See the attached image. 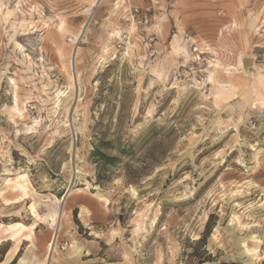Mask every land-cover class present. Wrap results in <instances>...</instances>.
<instances>
[{
	"label": "rangeland",
	"instance_id": "1",
	"mask_svg": "<svg viewBox=\"0 0 264 264\" xmlns=\"http://www.w3.org/2000/svg\"><path fill=\"white\" fill-rule=\"evenodd\" d=\"M235 3L0 0V264H45L68 188L50 264H264V0Z\"/></svg>",
	"mask_w": 264,
	"mask_h": 264
},
{
	"label": "bare ground",
	"instance_id": "2",
	"mask_svg": "<svg viewBox=\"0 0 264 264\" xmlns=\"http://www.w3.org/2000/svg\"><path fill=\"white\" fill-rule=\"evenodd\" d=\"M17 3H19V1ZM96 4H97V2H96ZM86 26L87 25L85 23L83 25L82 29H81V33L86 29ZM78 38H79L78 36L75 37V42H77ZM240 58H242V57L240 56ZM248 63H252V61L250 59H248V58H243L242 59V64L243 65L244 64H248ZM240 65L241 64L239 63V67H240ZM12 95H13L12 96V99H13V103H14L13 109L15 108V109L18 110L16 92L14 94H12ZM74 134H75V131L72 128L73 140H74ZM73 148H74V146H73V141H72L71 152L74 151ZM70 190H71V188H68V190L62 195V197L60 199L57 196L53 195V194L45 195V196L49 197L51 200H53L55 202V204L53 205V207L51 209H49V211H51V214L47 218H43V220L48 223L49 228L53 230L52 235H51V238H50V240H49V242L47 244L48 250L46 251L47 253H46V256H45L44 261H43L45 264H50V258H51L52 251L54 249L55 242H56L57 222L59 221V217H60V207H61L60 205L64 202V200L66 199V197L69 195ZM24 193L32 201L31 204H30V209L32 211H35L36 210V207H37L36 206V200H38L40 198L39 199V203L40 202L41 203H44L46 201V197H44V195L36 194L35 192H33L30 189H25V192ZM39 217L41 218L40 215H39ZM250 237L253 238V239H256L257 241H260V239L256 235H251ZM241 241H243V240H241ZM244 244H245V242L243 241L242 242V246H244ZM243 248H244L243 249V253H246L247 255H252L253 254V251H254V253H257V251H258L256 248L253 251L250 250V249H248L247 247H243ZM255 256H257V255H255Z\"/></svg>",
	"mask_w": 264,
	"mask_h": 264
},
{
	"label": "trees",
	"instance_id": "3",
	"mask_svg": "<svg viewBox=\"0 0 264 264\" xmlns=\"http://www.w3.org/2000/svg\"><path fill=\"white\" fill-rule=\"evenodd\" d=\"M102 147L108 145L107 142H101ZM93 155L100 157L101 160H103V162L105 164H113L116 161V158L111 157V156H106L105 154H103L100 150L98 146H95L94 150H93Z\"/></svg>",
	"mask_w": 264,
	"mask_h": 264
},
{
	"label": "built area",
	"instance_id": "4",
	"mask_svg": "<svg viewBox=\"0 0 264 264\" xmlns=\"http://www.w3.org/2000/svg\"><path fill=\"white\" fill-rule=\"evenodd\" d=\"M155 3H157V2H153V1L151 2L152 5H154ZM134 11H135V12H138V9H135ZM149 12H150V7L147 6V7L145 8L144 12L141 14V18H142V20H143L144 23H147V21H148L147 16H148ZM196 51H198V50H197V47H196V46H193V47H192V52H196ZM197 53H198V52H197ZM199 53H200V52H199ZM199 53H198L197 55H199ZM192 67H193V65H190L189 68H192Z\"/></svg>",
	"mask_w": 264,
	"mask_h": 264
},
{
	"label": "crops",
	"instance_id": "5",
	"mask_svg": "<svg viewBox=\"0 0 264 264\" xmlns=\"http://www.w3.org/2000/svg\"><path fill=\"white\" fill-rule=\"evenodd\" d=\"M243 1V2H242ZM251 1H253L254 2V0H251ZM243 5H245V0H240V1H238V0H236V3L234 4V7L235 8H239V7H243ZM264 5V4H263ZM264 7V6H263Z\"/></svg>",
	"mask_w": 264,
	"mask_h": 264
}]
</instances>
